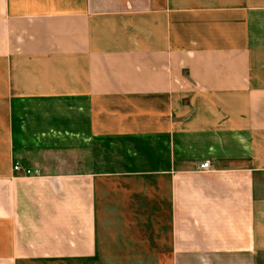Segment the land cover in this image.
Instances as JSON below:
<instances>
[{
  "label": "crops",
  "instance_id": "1",
  "mask_svg": "<svg viewBox=\"0 0 264 264\" xmlns=\"http://www.w3.org/2000/svg\"><path fill=\"white\" fill-rule=\"evenodd\" d=\"M101 257L264 264V0H0V264Z\"/></svg>",
  "mask_w": 264,
  "mask_h": 264
},
{
  "label": "built area",
  "instance_id": "2",
  "mask_svg": "<svg viewBox=\"0 0 264 264\" xmlns=\"http://www.w3.org/2000/svg\"><path fill=\"white\" fill-rule=\"evenodd\" d=\"M200 169L202 171H212V163L210 161H205L201 164ZM14 171L22 173L23 176H36L39 174L38 171H32L30 169L23 168L19 163L14 165Z\"/></svg>",
  "mask_w": 264,
  "mask_h": 264
},
{
  "label": "rangeland",
  "instance_id": "3",
  "mask_svg": "<svg viewBox=\"0 0 264 264\" xmlns=\"http://www.w3.org/2000/svg\"><path fill=\"white\" fill-rule=\"evenodd\" d=\"M99 263L100 264H108L107 261H105L103 257H101ZM27 264H78V263H74V262H59V261H41V262H31V263H27Z\"/></svg>",
  "mask_w": 264,
  "mask_h": 264
}]
</instances>
